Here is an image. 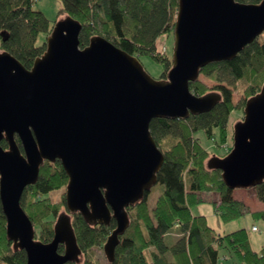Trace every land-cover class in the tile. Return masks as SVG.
<instances>
[{
    "label": "water",
    "instance_id": "water-1",
    "mask_svg": "<svg viewBox=\"0 0 264 264\" xmlns=\"http://www.w3.org/2000/svg\"><path fill=\"white\" fill-rule=\"evenodd\" d=\"M81 29L69 16L56 21L29 69L0 52V142L7 143L6 149L0 145V204L6 237L14 250L24 251L25 264L79 262L70 218L75 213L92 225L114 220L102 246L107 262L114 261L118 238L129 226L127 209L157 183L164 160L151 120L186 119L215 106L219 93L198 96L189 83L201 68L231 60L264 33V0H178L165 79L150 77L136 56L101 36L81 47ZM56 160L68 178L66 211L44 243L35 239L20 200L44 161ZM206 167L219 170L230 190L264 181V84L246 100L230 151L209 158Z\"/></svg>",
    "mask_w": 264,
    "mask_h": 264
},
{
    "label": "trees",
    "instance_id": "trees-1",
    "mask_svg": "<svg viewBox=\"0 0 264 264\" xmlns=\"http://www.w3.org/2000/svg\"><path fill=\"white\" fill-rule=\"evenodd\" d=\"M257 4L260 0H236ZM58 15L65 14L82 26L79 42L86 46L93 36H101L127 54L148 55L170 67V60L156 50V39L165 34L173 35L178 0H60ZM40 11L33 8L32 0H0V52L6 51L29 69L46 48V38L53 27ZM264 33L246 45L228 61L214 62L201 68L200 74L214 76L216 81L229 84L247 79L244 95H255L264 83ZM222 73V79L218 75ZM195 95H203L207 88L200 81L189 83ZM220 100L206 113L190 115L186 119H152L149 130L164 160L156 175L162 186L154 205H148V196L127 209L129 226L118 238L115 259L108 264H264V244L256 251L251 248L249 230L238 229L230 233H217L202 214L193 208L202 204V194L218 195L213 210L221 222L227 223L244 215H251L264 223V210L250 211L241 200L233 198V190L224 184L221 172L206 167L209 152L201 138L226 142V125L229 114L238 107L231 101L232 92L221 84L212 88ZM246 98L244 100H246ZM200 133V136H198ZM202 136V137H201ZM178 142L167 149L162 143L167 138ZM15 141L21 150L20 141ZM7 148L5 140L0 142ZM22 151V150H21ZM68 178L59 161H44L35 184L27 186L20 204L33 223L35 239L49 242L53 223L60 209L65 208L64 195L53 202L49 194L64 188ZM258 201L264 204V181L256 187ZM71 226L81 250L79 262L65 264H97L88 252L101 248L115 227L92 225L79 213L71 216ZM175 240L166 239L169 234ZM63 252V246L58 248ZM85 256L82 259V256ZM23 250H14L5 233V217L0 204V264H25Z\"/></svg>",
    "mask_w": 264,
    "mask_h": 264
},
{
    "label": "rangeland",
    "instance_id": "rangeland-1",
    "mask_svg": "<svg viewBox=\"0 0 264 264\" xmlns=\"http://www.w3.org/2000/svg\"><path fill=\"white\" fill-rule=\"evenodd\" d=\"M32 2H33V8L37 11L42 12L44 16L48 19L50 24H52L53 22L62 20L66 16L65 14L58 15V11L62 7L60 0H32ZM155 45H156V50L164 53V58L165 57L168 58L171 64V56H172V50H173V35H169V36H166L165 34L160 35L156 39ZM138 60L141 63L143 69L146 71V73L153 79H165L167 71L171 67L170 65V67L167 70H165V65L162 62L156 61L155 59H153L151 56H148V55L139 56ZM221 75L222 73H220L217 76L218 79H222ZM197 81H200L207 88V91L204 94H207L210 92H217L213 90L212 88L218 84H221L224 87L228 88L232 92V98H231L232 103L238 107H241L240 102L242 101L246 102V100L248 99L244 95V89L249 83L247 79H242L240 81H235L229 84L228 81H225V82L216 81L214 76L206 77L203 74H199ZM199 96H202V95H199ZM245 98L246 100H244ZM243 107H242V111L240 108H236L229 114L227 125H226L227 135H226L225 143L218 144L217 138H216V141H214V140H208L201 136L202 137L201 142L204 148L207 150V152H209V155L205 162H207V160L213 156L222 158L230 151L232 147L233 126L237 122L242 120ZM198 136H200V133H198ZM176 142H178V139L176 138H173V137L167 138L162 143L161 148L167 149L171 147L172 145H174ZM162 189L163 188L160 184H155L151 188L150 194L148 196V205L150 207L154 205ZM232 194H233V198L237 200H241L245 205H247L250 211L264 210V204L258 201L255 195V191L253 189H235L233 190ZM61 195H65V187L56 192L49 194V198L51 201L57 202L59 201ZM201 197L205 199V201L199 206L194 207L193 213L204 215L207 218L209 226L212 227L217 233L226 234V233L236 231L238 229H242V228L249 229L251 226H255L257 228V231H252V230L249 231L250 246L252 249L257 251L260 248V246L264 244V223L262 221L255 220L251 217V215L247 214L233 221L223 223L215 215L214 210H213V201L219 200L218 195L202 194ZM65 211H66L65 208L60 209L57 216ZM56 218H55V221H56ZM173 238H175V235ZM84 257L85 256L83 255L82 259H84ZM87 257H89L91 260H93L97 264H108L105 258V255L103 253L102 247L92 248L88 252ZM220 264H230V262L221 261Z\"/></svg>",
    "mask_w": 264,
    "mask_h": 264
},
{
    "label": "crops",
    "instance_id": "crops-1",
    "mask_svg": "<svg viewBox=\"0 0 264 264\" xmlns=\"http://www.w3.org/2000/svg\"><path fill=\"white\" fill-rule=\"evenodd\" d=\"M252 227V226H251ZM251 227L248 229L249 231H251L250 229H251ZM247 229V228H246ZM174 237V235H173V233L172 234H169L168 236H166V239L167 240H169L170 242H173L174 240H175V238H173Z\"/></svg>",
    "mask_w": 264,
    "mask_h": 264
},
{
    "label": "built area",
    "instance_id": "built-area-1",
    "mask_svg": "<svg viewBox=\"0 0 264 264\" xmlns=\"http://www.w3.org/2000/svg\"><path fill=\"white\" fill-rule=\"evenodd\" d=\"M251 230L252 231H257V228L255 226H252Z\"/></svg>",
    "mask_w": 264,
    "mask_h": 264
}]
</instances>
